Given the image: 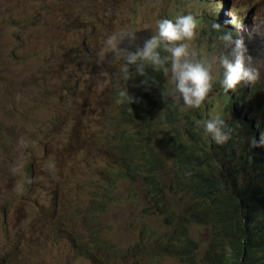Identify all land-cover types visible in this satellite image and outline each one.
Instances as JSON below:
<instances>
[{"label": "rangeland", "instance_id": "374dc122", "mask_svg": "<svg viewBox=\"0 0 264 264\" xmlns=\"http://www.w3.org/2000/svg\"><path fill=\"white\" fill-rule=\"evenodd\" d=\"M11 1L0 0V264H82L84 260L86 264H141L146 257L134 255L130 246L138 239L135 220L149 195L141 188L142 178L130 176L131 170L118 176L124 152L112 143L125 142L140 132L158 152L155 140L161 135L163 117L160 110L148 107L143 121L130 115L128 104L135 100L132 91L139 84L131 75L121 78V60H114L104 49V40L125 30L135 39L130 43L125 38L118 47L131 51L152 34L166 3L176 1L166 8L167 14L201 13L200 6L196 0H75L89 13L84 22L65 29L69 22L59 15L60 7L73 9V1ZM46 1H52L50 11ZM256 7L262 22L264 0ZM208 15L212 27L216 14ZM236 23L233 19L227 29L237 27L243 33ZM255 27L261 41L254 51L262 55L264 24ZM213 44L203 38L198 49L210 52L217 45ZM158 84L157 80L152 88ZM125 89L130 102L117 104ZM223 105L220 102L209 115L220 114ZM184 122L179 118V126ZM192 129L199 134L194 125ZM30 130L41 131L26 139ZM248 141L246 137L220 153L232 174L246 170ZM139 155L135 148L134 156ZM31 168L25 183L22 170ZM158 174L159 180H169L166 169ZM105 185L110 192L103 195L105 206L98 214L94 192ZM172 185L180 192V185L173 181ZM19 200L28 205L17 214ZM166 200L169 209L179 211L188 198L167 195ZM64 205L74 210L65 211L63 217ZM156 223L160 226V219ZM194 231L209 237L205 226ZM96 240L101 245L98 252L91 247Z\"/></svg>", "mask_w": 264, "mask_h": 264}, {"label": "clouds", "instance_id": "9594fccd", "mask_svg": "<svg viewBox=\"0 0 264 264\" xmlns=\"http://www.w3.org/2000/svg\"><path fill=\"white\" fill-rule=\"evenodd\" d=\"M259 1L196 0L201 13L186 11L179 14H167L166 8L176 4V1H172L160 9L162 16L155 20L152 34L148 35L141 45L133 47L131 51L118 47L125 38L130 43L135 39L134 34L125 30L111 33L104 40V49L113 54L114 60H121V78L128 79L131 75L139 84V87L132 91V94H135V100L128 104L130 115L136 120L143 121L145 114L150 110L161 111L163 129L160 131L161 135L155 140V146L158 140L167 135H173L179 139L177 127L182 125L179 126V119L176 121L171 110L163 103L160 107H150L149 111L146 110L147 106L154 101L146 94H151L150 90H154L152 87L157 81L155 80L152 86L146 88L147 83L152 80L146 75L148 70L152 69L153 72L164 76L167 88L164 93L159 90L161 95L171 97L179 107L184 109L202 108L205 110V116L209 115L220 102H223H218L220 93L230 96L241 92L249 97V100L242 105L236 119L237 130L248 137V144L256 150L253 154L247 152L246 170L237 175L232 174L225 166V170L219 177V185L214 189L186 190L187 181L180 174L172 176V181L177 186L180 185L181 190L179 192L172 185L174 193H167L166 196L182 197L184 194V198H188L187 206L177 211L178 213L191 211L201 204L221 203L226 206L232 203L237 205L238 211L245 217L264 218V153L259 149V146L264 145V48L262 55H257L254 51L255 45L261 41L256 35L255 26L257 24L236 21L238 26L244 29L243 33H239L237 27H234L233 31L228 30L227 25L220 26L214 23L211 27L207 20V15L211 12L223 11L241 15L249 11H258L256 6ZM226 23H231V21H226ZM201 33L204 35L203 38L213 41L214 44L217 43L212 51L201 52L193 46ZM219 74H222V78H219L220 87H218L217 77ZM143 76L145 79L141 81ZM158 81L160 82L158 86L165 85L164 82ZM207 96L208 99L203 104ZM120 97L123 99H117V104L124 101L129 103L131 100L126 89L120 92ZM222 116L223 110L221 109L220 114L209 115L206 119L195 121L196 125L202 127V134L217 145L225 143L232 131ZM255 122L258 123L262 134L258 135V139L253 132ZM142 139H144L142 133L136 132L132 133L125 142L117 141L115 145L116 141H113L114 148L124 152L119 160L120 167H124L123 162L127 159H132L134 162L137 160L134 156V149L138 147L137 144ZM157 149L159 150L158 147ZM128 169L131 170V167ZM22 172L26 174V183L31 177L32 168L24 169ZM244 180L250 181L243 183ZM159 199L161 200L160 195ZM19 204L20 209L16 211L17 214L19 211L24 212L28 205L24 200H19ZM91 247L98 252L101 245L96 240L91 242ZM85 256L86 253L83 252L82 260ZM260 258V264H264V242ZM82 264H86L85 260Z\"/></svg>", "mask_w": 264, "mask_h": 264}, {"label": "trees", "instance_id": "16d2710c", "mask_svg": "<svg viewBox=\"0 0 264 264\" xmlns=\"http://www.w3.org/2000/svg\"><path fill=\"white\" fill-rule=\"evenodd\" d=\"M52 1H46L48 11L51 10ZM71 8L72 6H69L68 9L63 10V6L60 7L61 18L66 15L63 20L69 22L71 21L69 17L73 19L76 15L84 19L85 14L89 13L88 7H77L75 11H70ZM15 21L17 20H13L12 23ZM73 21L77 22L74 19ZM215 21L217 22V19ZM203 37L201 33L196 38L193 43L195 48L198 49V43ZM146 75L152 78L146 88L152 86L155 80L165 83L163 87L154 88V96L146 94L148 98L154 99L147 107L157 108L163 103L171 110L176 121L185 118V122L181 127H177L179 139L167 135L158 140L156 144L159 148L158 152L142 139L137 144L140 150L137 160L134 162L132 159H127L123 162L124 167H120L119 177L131 167L130 176H140L144 181L141 188L149 195L147 206L142 208L138 219L135 220L138 239L135 246H130L131 251L136 252L134 255L146 257L141 264H165L170 261L174 264H260L261 247L264 242V218L245 217L238 211L237 205L232 203L226 206L221 203L201 204L191 211L178 213L169 209L166 200L167 193H174L172 176L176 174H180L187 181L186 190L214 189L219 185V177L225 170L220 153L246 138L245 134L237 130L236 119L242 105L249 100V97L241 92L230 96H225L224 93L218 95V102H224L222 118L232 131L225 143L217 145L202 134L201 126L195 124L196 120L206 119L204 109L188 110L179 107L171 97L161 95L159 90L164 93L167 88L162 74L150 69ZM144 79L145 76L141 81ZM191 115L195 116V120H192ZM192 125L198 128L199 134L193 131ZM23 130L28 129L23 128ZM30 131L31 134L27 135L26 139L35 136L36 133L39 134L41 130ZM255 151V147L247 145V152L253 154ZM164 169L169 175L167 182L159 180L158 177L159 171ZM109 192L107 185L94 192L97 196L93 199V206L99 207L98 214L105 206L103 195ZM184 196L183 194L182 197ZM63 209L64 217V212L71 214L74 207L64 205ZM157 219H160V226L156 223ZM199 226H205L209 230L207 239L195 233L194 230ZM82 247H85V244H82ZM52 254L53 258H57L56 253L52 252Z\"/></svg>", "mask_w": 264, "mask_h": 264}, {"label": "bare ground", "instance_id": "6f19581e", "mask_svg": "<svg viewBox=\"0 0 264 264\" xmlns=\"http://www.w3.org/2000/svg\"><path fill=\"white\" fill-rule=\"evenodd\" d=\"M65 1H69V0H65ZM72 1H73V9H71V11H75V7H77V5H79V3H77V1H75V0H72ZM11 3H15V0L11 1ZM81 5H83V3H81ZM45 7H47V5H45ZM81 11H83V9H81ZM214 13L216 14V16L212 19L210 18L211 24L215 23V24H219L220 26L231 25L233 19L236 21H245V22H248L250 24H257V25H259L261 23L264 24V21H262V22L259 21L262 18V16H260V14H261L260 11L259 12L249 11V12H247L245 14H241V15H237V14H233V13H227V12H214ZM65 17H66V15L63 17V19ZM208 17H209V15H208ZM73 19L76 20L77 22H81V21H84L85 17L83 19L82 16L76 15L73 17ZM73 19L71 17H69V20H71V21H69V23H67V27H65V25H63V27H65V29H69V25H73V22H74ZM215 19H217V22L215 21ZM226 21H231V23H226ZM236 25H237V23H236ZM76 31H77V29H75V32ZM49 35H51V33H49ZM63 35H65V33H63ZM51 41L53 42L54 39H51ZM47 47H49V45H47ZM246 119H249V118H246ZM253 132H254V135L257 139H258V135L259 136L262 135L259 131V125L257 122H255L253 124ZM259 149L261 150V152L264 153V145L259 146ZM249 181L250 180H245L242 182L245 183V182H249Z\"/></svg>", "mask_w": 264, "mask_h": 264}]
</instances>
